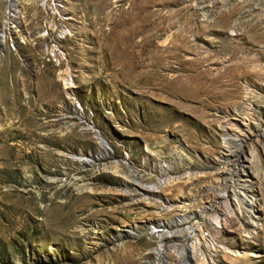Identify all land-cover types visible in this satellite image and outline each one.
Masks as SVG:
<instances>
[{
	"label": "rangeland",
	"instance_id": "obj_1",
	"mask_svg": "<svg viewBox=\"0 0 264 264\" xmlns=\"http://www.w3.org/2000/svg\"><path fill=\"white\" fill-rule=\"evenodd\" d=\"M17 4L0 0V264H141L148 225L200 211L225 164L263 222L247 238L231 214L214 264H264V0Z\"/></svg>",
	"mask_w": 264,
	"mask_h": 264
},
{
	"label": "bare ground",
	"instance_id": "obj_2",
	"mask_svg": "<svg viewBox=\"0 0 264 264\" xmlns=\"http://www.w3.org/2000/svg\"><path fill=\"white\" fill-rule=\"evenodd\" d=\"M17 1L19 0H10V11L13 15L17 11ZM102 144L104 146L102 149L105 151L106 146L103 142ZM234 160L240 162L238 157ZM218 179V184L224 186V190L219 187V191L215 189L213 192H210V189L203 191L207 198H217V202H209L210 198L205 205H201L197 213L181 211L167 220L160 219L148 225L151 235L157 242L150 253L151 257L142 258L141 264H214L219 253L225 251L221 236L225 232L231 214H234L245 227V237L250 238L257 234L263 222L259 186L253 184L248 188V183L252 181L249 175L242 173L240 176L236 171L230 170L226 164L223 165ZM166 181L171 182L170 178ZM216 194L219 196L215 197ZM200 221L203 227L199 237H195V227L192 224H198ZM168 238H179V241L167 242Z\"/></svg>",
	"mask_w": 264,
	"mask_h": 264
},
{
	"label": "built area",
	"instance_id": "obj_3",
	"mask_svg": "<svg viewBox=\"0 0 264 264\" xmlns=\"http://www.w3.org/2000/svg\"><path fill=\"white\" fill-rule=\"evenodd\" d=\"M180 202H189V200L186 199L185 201H180ZM165 203L167 202L165 201ZM192 225L195 227V237H199L200 230L203 227L201 226V221L198 222V224H192ZM178 241H179V238H168L167 239V242H178ZM156 242L157 241H155V246H156Z\"/></svg>",
	"mask_w": 264,
	"mask_h": 264
}]
</instances>
